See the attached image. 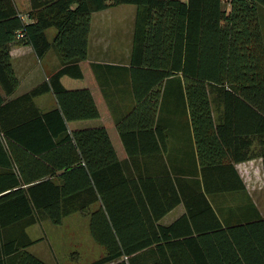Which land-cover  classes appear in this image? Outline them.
Returning a JSON list of instances; mask_svg holds the SVG:
<instances>
[{"label": "trees", "instance_id": "obj_1", "mask_svg": "<svg viewBox=\"0 0 264 264\" xmlns=\"http://www.w3.org/2000/svg\"><path fill=\"white\" fill-rule=\"evenodd\" d=\"M123 4L135 7L131 104L118 120L77 128L107 113L90 90L91 13ZM20 45L38 60L51 49L59 66L11 96L9 50ZM47 92L55 104L42 111L33 98ZM176 114L192 134L198 189L134 166L138 155L160 156V121ZM255 158L264 176V0H28L23 12L0 0V264H46L26 250L35 241L25 229L75 212H87L103 249L87 264H264V221L225 226L207 202L239 190L212 178L227 181L234 163ZM179 202L185 213L160 224Z\"/></svg>", "mask_w": 264, "mask_h": 264}, {"label": "crops", "instance_id": "obj_2", "mask_svg": "<svg viewBox=\"0 0 264 264\" xmlns=\"http://www.w3.org/2000/svg\"><path fill=\"white\" fill-rule=\"evenodd\" d=\"M27 8L28 0H19V10L23 12ZM134 13L135 7L131 4L115 5L91 13L87 35L86 64H93L95 67L91 74L95 85L90 90L98 95L103 93L102 97L106 103L107 113L93 120L75 121L73 123L75 127L98 126L105 121H115L128 110L131 97L126 67L131 47ZM13 52L15 54L19 52L17 54L19 62L18 86H20L21 81L30 86L17 93L15 89L11 96L19 95L40 83L59 66L57 57L53 53H49L48 56L51 57V61H47L48 71L45 72L42 69L40 73L38 67L34 66L33 60L36 57L31 48L27 45H20L11 46L9 50L12 68ZM37 61L39 60L37 59ZM33 102L42 111L50 109L55 104L53 96L49 92L34 97ZM184 121L185 119H182L181 116L177 117V114L174 118L164 117L160 121L165 127L164 144L160 150V156L140 157L138 155L134 161V166L147 173L165 171L173 181L175 178H179L180 182L186 185V188L198 189L200 187V164L189 125H186ZM108 130H113V128ZM233 167L236 175L230 176L227 181L221 180L219 177H214L211 180L216 182L218 186H225L228 183V187L239 190L209 195L207 202L222 225L226 226L234 222L256 219L264 221V176L260 160L255 158L237 162L233 164ZM185 211L184 204L179 202L168 210L158 222L167 225L184 214ZM242 242L240 239L239 243ZM234 248L236 249V247ZM256 250L260 254L258 247ZM234 252H238L237 249ZM240 253L242 254L244 251H240ZM253 257L258 258L259 256L253 254ZM190 264H196V262ZM208 264L216 263L210 262ZM242 264L246 263L242 262ZM249 264L261 263L255 261Z\"/></svg>", "mask_w": 264, "mask_h": 264}, {"label": "rangeland", "instance_id": "obj_3", "mask_svg": "<svg viewBox=\"0 0 264 264\" xmlns=\"http://www.w3.org/2000/svg\"><path fill=\"white\" fill-rule=\"evenodd\" d=\"M13 1L19 9V0ZM45 33L50 39L54 30L48 28ZM49 53L54 54L49 49L45 55L39 58V61L36 58L33 60L34 66L38 67L40 73L42 69L45 72L48 71L47 61H51ZM17 54L19 52L12 56L15 75L19 79ZM29 86L21 81L20 86L16 88V93ZM25 232L31 240L35 241L26 250L46 264H87L103 255L102 247L96 244L89 234L87 212H75L64 216L59 224H53L44 219L27 227Z\"/></svg>", "mask_w": 264, "mask_h": 264}, {"label": "built area", "instance_id": "obj_4", "mask_svg": "<svg viewBox=\"0 0 264 264\" xmlns=\"http://www.w3.org/2000/svg\"><path fill=\"white\" fill-rule=\"evenodd\" d=\"M21 17H22V16H21ZM16 36H17V37H19V36H20V34H19V33H17V34H16Z\"/></svg>", "mask_w": 264, "mask_h": 264}]
</instances>
